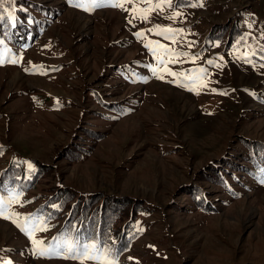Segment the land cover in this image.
I'll use <instances>...</instances> for the list:
<instances>
[{
    "label": "rangeland",
    "instance_id": "rangeland-1",
    "mask_svg": "<svg viewBox=\"0 0 264 264\" xmlns=\"http://www.w3.org/2000/svg\"><path fill=\"white\" fill-rule=\"evenodd\" d=\"M117 4L62 9L0 66V171L13 158L36 160L51 169L41 188L60 179L144 203V234L121 264H264V185L237 176L235 194L203 175L239 156L242 143L264 141V0ZM106 102L132 110L117 118ZM86 134L88 157L66 160ZM194 182L209 210L188 195ZM20 243L0 216V248Z\"/></svg>",
    "mask_w": 264,
    "mask_h": 264
},
{
    "label": "trees",
    "instance_id": "trees-1",
    "mask_svg": "<svg viewBox=\"0 0 264 264\" xmlns=\"http://www.w3.org/2000/svg\"><path fill=\"white\" fill-rule=\"evenodd\" d=\"M93 2L98 6L87 7V10L74 6L77 3L88 6ZM48 3H55L60 9ZM113 4H117V0H0V66L11 65L19 54L28 50L46 28L55 24L62 9L88 13L117 8ZM52 13L56 14L54 19ZM259 36L263 49L258 51L264 59V28H261ZM106 103L112 107L108 112L117 118H125L132 110L130 104ZM78 140L74 146H80V153L74 157L75 152L68 153L67 150L64 152L66 160L81 162L88 157L82 153L90 152L86 148L90 144L85 143L86 140L91 142L90 135ZM241 145L239 156L226 160V164H222L223 169L203 173L207 176L206 182L235 194L237 186L232 178L237 176L242 175L239 181L249 176L251 184L264 185V141L253 140ZM3 151L0 150V159ZM50 173L49 166L36 160H27L24 164L14 158L1 169L0 209L10 217L8 219L16 234L24 243L14 248H0V261L30 264L41 259L47 262L121 264V258L144 234L139 216L145 214V204L133 198L107 196L101 192H76L61 185L60 179H56L52 187L41 188ZM229 182L233 185L227 186ZM192 184L194 189L188 195L197 199L206 210L207 203L202 200L205 188L201 190L202 185L197 182ZM17 224L27 227L31 237ZM33 241L40 243L34 244ZM85 245L90 247L85 249ZM40 250L46 254L40 255ZM18 257H22L24 262L18 261Z\"/></svg>",
    "mask_w": 264,
    "mask_h": 264
},
{
    "label": "snow or ice",
    "instance_id": "snow-or-ice-1",
    "mask_svg": "<svg viewBox=\"0 0 264 264\" xmlns=\"http://www.w3.org/2000/svg\"><path fill=\"white\" fill-rule=\"evenodd\" d=\"M74 6H76V7H85L86 10H87V7H95V6H98V5H96V4L93 2L91 5H88V6H85L84 4H80V3H77V4H75ZM112 6H114V7H122L121 4H113ZM140 35H142V33H137V36H140ZM210 63H211V62H210ZM172 75H175V74L172 73ZM189 90H193V89H189ZM12 215H15V214H12ZM0 216H3L5 219L10 218L9 216L5 215V213H4V211H3L2 209H0ZM13 223H16V221L13 220ZM17 226L20 227L21 231L25 232L26 234H28V235L31 237V234H32V233H31V231H30L27 227L22 226V225H19V224H17ZM33 243H34V244H37V243H40V242H38V241H33ZM84 247H85V249H87V248L90 247V246L85 245ZM91 247H94V246H91ZM39 254H40V255H45L46 253H45L44 250H40ZM87 258H92V257H87ZM0 264H12V262L9 261V260H2V261H0Z\"/></svg>",
    "mask_w": 264,
    "mask_h": 264
}]
</instances>
